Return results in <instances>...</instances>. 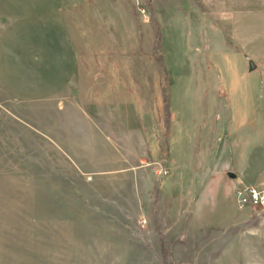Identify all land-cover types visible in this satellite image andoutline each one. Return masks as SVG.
Listing matches in <instances>:
<instances>
[{
	"label": "rangeland",
	"instance_id": "obj_1",
	"mask_svg": "<svg viewBox=\"0 0 264 264\" xmlns=\"http://www.w3.org/2000/svg\"><path fill=\"white\" fill-rule=\"evenodd\" d=\"M10 1L26 18L8 30L5 82L33 92L12 91L13 106H0V264H264V209L221 205L216 187L207 205L187 170L170 184L179 165L201 163V70L210 68L214 96L217 70L235 79L245 55H263L264 0H150L159 65L141 0H79L69 13L65 5L63 16H47L56 32L45 19L41 29L39 5ZM53 66L64 93L45 99ZM220 211L217 225L202 215Z\"/></svg>",
	"mask_w": 264,
	"mask_h": 264
},
{
	"label": "crops",
	"instance_id": "obj_2",
	"mask_svg": "<svg viewBox=\"0 0 264 264\" xmlns=\"http://www.w3.org/2000/svg\"><path fill=\"white\" fill-rule=\"evenodd\" d=\"M65 2L67 3L65 4ZM75 2L74 0H25L27 5H39L41 7L38 9L44 13L42 18L40 16V19H42V23H40L41 29L45 26L43 23L45 19L47 28L54 26L55 32L58 23L56 22L55 25L49 24L48 22L52 19H47V16H53V14L63 16L65 5H67L66 11L68 13L69 11L73 12L79 0ZM17 9L15 2L0 0V106L6 109L13 106V100L16 99L17 94L19 95L18 97H23V95H29L33 92V90H26V94H21V90L18 92L14 91L5 82L6 70L9 67V65L7 66L8 55L13 50L8 30L14 29L15 27L13 26L17 24V21L26 18L19 17ZM221 27L225 33V39L229 37L235 44V36H231L234 33L231 35L227 34L226 28ZM40 35H42V32ZM55 36V44L58 47V43L63 40H58L57 33ZM261 42L264 43V39ZM45 45L47 50V42H45ZM231 51H236L237 54L241 53V49L238 46H236V50L231 47ZM58 56L63 57L60 54L58 55L57 52L56 60ZM48 57L46 55V58ZM71 57L75 58L76 61L79 60L77 52H71ZM248 58H250L249 61L254 62L252 68H249L251 62H248ZM242 63L245 65V69H239L236 72L237 74H235V79L229 73V68L226 69L224 67L216 71L220 74V84L216 87L214 96H210L209 84L204 82L205 75H210L208 74L210 68L207 67L208 73L204 71L205 75L201 70L202 80L205 83V98L200 103V124L194 130L195 140L199 141L200 145L201 163L200 165H190V167L185 165L182 168L179 165L178 172L170 183L171 187H178L177 182L184 180L186 175L188 177V174H183V170H187L193 173L192 178L195 181L201 183V189L203 190H200L202 193H207V190L214 189V187L217 188L215 190L217 196L215 199L221 205L230 204L234 198L235 189L240 186H253L258 189H264V52L259 59L253 58L250 54L245 55V59L241 60ZM58 69V67L53 66L50 71L46 70L48 76H55V79H49L51 82L54 81L55 85L40 91L45 99H53L54 97L59 99L60 95L64 93L66 80L63 83L62 71ZM22 73L24 72L22 71ZM70 75H73V73ZM251 76L256 77V86L249 83L246 84L247 86L241 84V80L248 82V78ZM12 91L17 92V94ZM73 106L74 104L72 103ZM192 118L195 120L196 115ZM73 130L74 124L71 131V139H73L72 137L75 133ZM169 173L170 168L167 170V175L162 177H168ZM198 173L199 175H197ZM228 173H233L236 177L230 179L227 177ZM205 196L208 205L214 197V192H209ZM220 213L222 212H203L202 215L208 223L217 225L223 219L219 215ZM233 244L235 247V239Z\"/></svg>",
	"mask_w": 264,
	"mask_h": 264
},
{
	"label": "trees",
	"instance_id": "obj_3",
	"mask_svg": "<svg viewBox=\"0 0 264 264\" xmlns=\"http://www.w3.org/2000/svg\"><path fill=\"white\" fill-rule=\"evenodd\" d=\"M144 8L147 12V17H148V25L150 26L152 33H153V52L155 55V61L158 63V65L161 63V55H160V41H161V28L160 24L156 18V15L154 13L152 3L150 0H141V4H139V8ZM252 65L254 63L250 61ZM164 101H166L167 96L164 94ZM167 102V101H166ZM160 222L157 220L155 224V232L160 235L159 240H160V246H161V251L162 254L164 255L166 250V244L162 238V235L160 234Z\"/></svg>",
	"mask_w": 264,
	"mask_h": 264
},
{
	"label": "built area",
	"instance_id": "obj_4",
	"mask_svg": "<svg viewBox=\"0 0 264 264\" xmlns=\"http://www.w3.org/2000/svg\"><path fill=\"white\" fill-rule=\"evenodd\" d=\"M139 11L144 15V9ZM160 172L161 176L167 175V171L164 169L160 170ZM234 201L239 209L247 207L264 209V192L258 191L250 186H240L234 191Z\"/></svg>",
	"mask_w": 264,
	"mask_h": 264
},
{
	"label": "water",
	"instance_id": "obj_5",
	"mask_svg": "<svg viewBox=\"0 0 264 264\" xmlns=\"http://www.w3.org/2000/svg\"><path fill=\"white\" fill-rule=\"evenodd\" d=\"M227 177H229L230 179H234L236 176L233 173H228Z\"/></svg>",
	"mask_w": 264,
	"mask_h": 264
}]
</instances>
